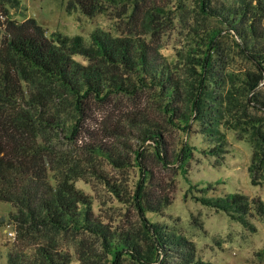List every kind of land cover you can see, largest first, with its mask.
Returning a JSON list of instances; mask_svg holds the SVG:
<instances>
[{
    "label": "trees",
    "instance_id": "16d2710c",
    "mask_svg": "<svg viewBox=\"0 0 264 264\" xmlns=\"http://www.w3.org/2000/svg\"><path fill=\"white\" fill-rule=\"evenodd\" d=\"M118 1L70 0L68 9L72 5L84 15L92 16L103 12L105 4ZM18 5L19 0H0V30L4 31L0 43V201L16 209L7 219L0 217V225L15 224L16 239L22 245L34 234L43 242L37 241L32 249L21 247L8 253L7 264H69L68 255L60 248L59 237L69 231H90L100 236L110 256L109 264H121V259L125 258L136 264H210L196 258L197 250L191 240L145 218L147 212L163 213L171 203L169 194L153 193L148 170L141 172L133 195H127L140 215V237L112 232L94 219L88 196L76 183L95 172L84 165L83 154L77 155L67 147L83 127L81 117L85 115L89 96L101 99L116 92L132 93L137 88L156 86L175 124L181 122L183 129H188V120L194 115V119L203 124L202 130L213 138L209 150L225 151L219 110L206 101L211 98L206 82L210 76L226 75L215 71L209 49L202 57L195 58L198 78L195 84L188 85L176 78L167 63L159 61L146 48L145 42L134 44L128 38L114 37L96 29L90 35L89 44L79 35L54 32L48 37L34 20L21 24L11 20L9 10ZM199 8L222 20L240 51L256 66L257 73H243L247 78L243 89L247 94L253 92L249 100L264 110L263 95L260 91L254 92L264 82V0H236L234 4L218 8L211 6L209 0H199ZM205 36L206 44L214 47L215 35ZM76 55L99 60L102 65L81 64L74 58ZM177 101H185L190 113L176 112L170 104ZM258 121L243 120L255 129L259 127ZM114 129L124 131L121 127ZM84 132L95 137L88 128ZM160 132V129L146 128L147 136L143 138L154 144L160 161L175 160L184 165L189 146L185 143L179 154L168 160ZM83 150L85 154L103 156L110 164L123 165L121 157L101 141L89 143ZM135 152L140 167L141 154L138 150ZM263 152L256 154L258 164L253 165L264 171ZM103 179L107 184L108 179ZM206 185L198 189L203 194L197 198L201 204L233 212L232 216L250 231L256 229L249 220L252 209L264 223V205L260 200L251 207L250 200L241 192L209 196L206 192L211 184ZM109 188L124 198V191L114 186ZM53 233L55 239L50 238Z\"/></svg>",
    "mask_w": 264,
    "mask_h": 264
},
{
    "label": "rangeland",
    "instance_id": "374dc122",
    "mask_svg": "<svg viewBox=\"0 0 264 264\" xmlns=\"http://www.w3.org/2000/svg\"><path fill=\"white\" fill-rule=\"evenodd\" d=\"M68 1L19 0L17 8H10L9 16L18 24L34 20L48 37L54 32L79 35L89 44L90 35L96 29L114 37L128 38L134 44L145 42L146 48L188 85L195 84L198 78L195 58L202 57L209 49L215 71L226 75L210 76L206 82L211 92V98L206 101L219 110V129L226 140L223 152L209 150L213 138L202 130L203 124L196 121L194 115L188 120V129H183L181 122L175 124L156 86L137 88L132 93L116 92L101 99L88 97L85 115L81 117L83 127L67 147L77 155L83 154L84 165L95 172L76 183L88 196L93 218L112 232L140 237V215L127 195H133L141 172L148 170L153 193L169 194L171 203L161 214L147 212V220L163 224L191 240L197 250L196 258L206 263L264 264V223L253 209L249 220L256 229L250 231L232 216L233 212L211 208L197 200L203 195L198 189L210 183L206 192L209 196L241 192L248 197L251 207L258 200L264 205V171L253 165L258 164L256 154L264 150V110L249 100L253 92L247 94L243 89L247 80L243 73H257V69L240 51L231 30L220 18L203 13L199 0H119L105 4L103 12L92 16L84 15L72 5L68 9ZM209 1L217 8L236 2ZM208 33L215 35V48L206 44L205 34ZM3 34L1 29L0 43ZM74 58L84 65H102L99 60L78 55ZM263 84L262 81L254 92L260 91L264 97ZM170 106L175 107L176 112L190 113L185 101L172 102ZM249 119H259V127L255 129L243 122ZM115 127L124 131L118 132ZM85 128L95 137L84 132ZM146 128L160 129L168 160L176 157L186 143L190 150L185 164L181 166L175 160L160 161L154 144L143 138L147 136ZM99 141L119 155L123 165H113L103 156L84 153L85 146ZM135 150L141 154L140 167ZM104 177L108 179L107 184ZM110 186L124 191V198L112 192ZM15 211L13 205L0 201V217L7 219ZM16 230L13 223L0 225V264H7L8 253L21 247L32 249L37 241L43 242L34 234L22 245L16 239ZM59 237L60 248L68 255L69 264H109L110 256L100 236L90 231H69ZM50 238L55 239V233ZM121 260V264H136L128 258Z\"/></svg>",
    "mask_w": 264,
    "mask_h": 264
}]
</instances>
